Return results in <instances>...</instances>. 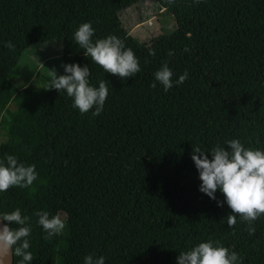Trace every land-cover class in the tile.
<instances>
[{
	"label": "trees",
	"instance_id": "1",
	"mask_svg": "<svg viewBox=\"0 0 264 264\" xmlns=\"http://www.w3.org/2000/svg\"><path fill=\"white\" fill-rule=\"evenodd\" d=\"M137 1L0 0V160L14 155L38 173L32 187L0 192V213L20 208L31 218V264H84L90 254L105 264H177L180 252L209 239L242 264H264V216L254 234L239 216L228 228L231 209L217 204L223 194L199 191L191 159L192 148L231 139L264 150V0H154L174 26L147 41L119 17ZM85 22L94 40L122 39L141 71L120 79L86 57L73 37ZM33 44L57 45L58 75L78 63L88 65L92 86L109 81L99 116L94 108L82 114L64 91L45 90L51 75L38 87L14 85L16 62ZM164 62L173 81L188 71L167 92L154 78ZM38 211L61 215L64 231L45 239Z\"/></svg>",
	"mask_w": 264,
	"mask_h": 264
},
{
	"label": "clouds",
	"instance_id": "2",
	"mask_svg": "<svg viewBox=\"0 0 264 264\" xmlns=\"http://www.w3.org/2000/svg\"><path fill=\"white\" fill-rule=\"evenodd\" d=\"M168 2L172 3L173 0ZM94 34L92 23L85 22L73 33V37L84 55L90 57L105 73L128 79L141 71L134 51L126 47L122 39L116 35H108L94 40ZM5 46L14 47L11 42H6ZM148 54L154 56L155 49L149 48ZM168 55L173 53L170 51ZM62 66L65 74L58 75L55 69L50 70L51 80L45 90L55 89L59 93L64 91L68 97L73 98L72 106L82 114L94 108L92 114L99 116L109 94V81L100 80L98 87H95L88 79L91 74L88 65L82 67L78 63H72ZM173 75L168 63L164 62L154 73V78L167 92L174 84H183L188 78V71L185 70L175 81ZM156 86L155 82L151 84L153 88ZM209 152L211 158L207 155ZM191 159L199 173V191L213 200H216L218 190L223 194L224 200H217V204L223 207L226 203L231 209V214L226 217L228 228L235 226L239 216L247 223L249 234H254V221L264 216V150L245 147L239 139H231L226 140L224 146L217 144L210 151H204L199 146L192 148ZM37 178L35 164L25 165L14 155H6L5 160H0V192H7L12 187L30 188ZM32 190L35 191V188ZM36 215L37 223L47 234L45 239L61 234L66 227L59 214L50 217L47 211H38ZM3 221L8 223H0V264H11L13 257L20 258L19 264H31L35 258L30 251L31 218L23 215L20 208H16L11 212L0 213V222ZM84 264H105V258H94L90 254L84 257ZM177 264L242 262L237 252H230L228 247L209 239L190 250L180 252Z\"/></svg>",
	"mask_w": 264,
	"mask_h": 264
},
{
	"label": "rangeland",
	"instance_id": "3",
	"mask_svg": "<svg viewBox=\"0 0 264 264\" xmlns=\"http://www.w3.org/2000/svg\"><path fill=\"white\" fill-rule=\"evenodd\" d=\"M158 12L160 7L154 0H139L122 9L119 17L123 28L130 35L137 41H147L156 34L171 30L174 26L170 13ZM59 52L57 45L33 44L27 47L16 62L17 74L13 79L14 85L40 86L43 75H51L50 70L57 69L60 62ZM3 138V132L0 130V141Z\"/></svg>",
	"mask_w": 264,
	"mask_h": 264
},
{
	"label": "water",
	"instance_id": "4",
	"mask_svg": "<svg viewBox=\"0 0 264 264\" xmlns=\"http://www.w3.org/2000/svg\"><path fill=\"white\" fill-rule=\"evenodd\" d=\"M0 223H3V222H0Z\"/></svg>",
	"mask_w": 264,
	"mask_h": 264
}]
</instances>
